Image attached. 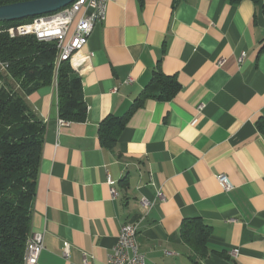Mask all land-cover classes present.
<instances>
[{"label": "crops", "instance_id": "obj_1", "mask_svg": "<svg viewBox=\"0 0 264 264\" xmlns=\"http://www.w3.org/2000/svg\"><path fill=\"white\" fill-rule=\"evenodd\" d=\"M86 54L84 122L61 123L55 83L27 97L46 125L30 232L45 233L38 264H106L135 221L150 264H264V0H110L76 56ZM159 63L178 93L146 99L102 146L101 123L130 113ZM142 198L154 203L147 213ZM195 217L212 227L204 257L180 235Z\"/></svg>", "mask_w": 264, "mask_h": 264}, {"label": "trees", "instance_id": "obj_2", "mask_svg": "<svg viewBox=\"0 0 264 264\" xmlns=\"http://www.w3.org/2000/svg\"><path fill=\"white\" fill-rule=\"evenodd\" d=\"M20 1L26 0H0V5ZM32 19L0 22V27ZM56 54L54 42L38 41L32 36L11 38L7 33L0 34V62L3 64L0 65V264H24L31 232L46 125L31 110L28 95L56 82L59 116L71 122H84L87 118L82 78L68 62L60 66L56 75ZM180 87L177 78L166 74L159 63L130 113L122 117L112 115L101 123L102 146L113 148L116 145L129 115L146 99L169 101ZM211 234L212 227L197 217L184 219L180 227L182 239L200 257L208 254Z\"/></svg>", "mask_w": 264, "mask_h": 264}, {"label": "built area", "instance_id": "obj_3", "mask_svg": "<svg viewBox=\"0 0 264 264\" xmlns=\"http://www.w3.org/2000/svg\"><path fill=\"white\" fill-rule=\"evenodd\" d=\"M110 0H76L69 6L50 14H45L33 18L31 21L15 26L0 27V34L7 33L11 38L18 37V30L27 31V36L35 37L38 41L54 42L57 46L55 58L56 75L60 66L68 62L73 70L81 73L83 67L90 62L92 54H86L77 58L76 54L81 52L88 44L95 27L104 23L107 17V8ZM245 54L239 57V62L244 60ZM220 60L219 64H223ZM0 65H3L0 62ZM131 81V80H128ZM56 86L57 83L55 82ZM205 104L199 105V110H203ZM65 120H61L64 123ZM217 180L221 187L230 191L232 183L225 174H218ZM108 183L114 184L109 177ZM112 195L115 196L116 190L112 187ZM162 199L163 194H158ZM154 203L147 198L141 199V206L147 213ZM139 230L138 222H126L123 224L117 242L109 254L106 264H150L146 256L140 252L137 241ZM45 233L43 231L30 234L24 254V264H38L40 255L45 248ZM62 256L69 259L71 246L65 242L62 247ZM232 256L237 257L239 250L232 249Z\"/></svg>", "mask_w": 264, "mask_h": 264}, {"label": "water", "instance_id": "obj_4", "mask_svg": "<svg viewBox=\"0 0 264 264\" xmlns=\"http://www.w3.org/2000/svg\"><path fill=\"white\" fill-rule=\"evenodd\" d=\"M76 0H26L0 5V22L35 18L55 13Z\"/></svg>", "mask_w": 264, "mask_h": 264}, {"label": "bare ground", "instance_id": "obj_5", "mask_svg": "<svg viewBox=\"0 0 264 264\" xmlns=\"http://www.w3.org/2000/svg\"><path fill=\"white\" fill-rule=\"evenodd\" d=\"M18 36H27V31H25V30H18Z\"/></svg>", "mask_w": 264, "mask_h": 264}]
</instances>
